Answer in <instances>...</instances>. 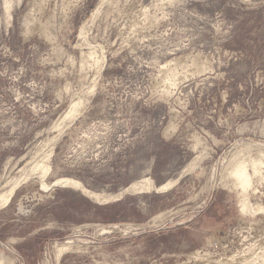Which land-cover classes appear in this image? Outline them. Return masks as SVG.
Listing matches in <instances>:
<instances>
[{
  "label": "rangeland",
  "instance_id": "obj_1",
  "mask_svg": "<svg viewBox=\"0 0 264 264\" xmlns=\"http://www.w3.org/2000/svg\"><path fill=\"white\" fill-rule=\"evenodd\" d=\"M262 151L264 0H0L11 264H264L227 178Z\"/></svg>",
  "mask_w": 264,
  "mask_h": 264
},
{
  "label": "bare ground",
  "instance_id": "obj_2",
  "mask_svg": "<svg viewBox=\"0 0 264 264\" xmlns=\"http://www.w3.org/2000/svg\"><path fill=\"white\" fill-rule=\"evenodd\" d=\"M170 70H171V68H170ZM171 81L173 82V79ZM77 111H78V108L76 106V107H74V110L69 113L68 117L74 116V114ZM244 154H245V152H244ZM244 154H242L240 152L237 156H235V158H233V160H231L229 167H228V170H227V178L229 179V182L231 183L230 185H232V187L238 191V195H239V199H240L239 203H240V208H241L242 212L249 213V214H255L258 212L263 213L264 207L262 205L251 204L249 199H250V193L254 192V190H255V188H254L255 187L254 186L255 180L258 178L261 180L264 179V152L262 151L257 157H252V156L249 157L248 156V158H246V156L244 158ZM37 169H39V167H37ZM40 169L43 171L42 174L44 175L46 172L49 171V166L45 165V166L40 167ZM58 182H59V184H65V185L73 186L72 188H78L81 191H83L86 194V196H88L89 198H95L96 200H98V196L96 194L86 190L82 186V184L77 182V181L63 179L60 181L58 180ZM58 182L57 183L55 182V183L58 184ZM148 182L150 183V181H148ZM226 184H229V183H226ZM171 185H172V183L169 182L165 185H162L161 187H156V186L152 185L151 183L148 186L150 188H154V190H156L157 192H162V191L166 190L168 187H170ZM16 186H17V184H16ZM142 186L144 187V185H142ZM15 188H17V187H15ZM15 188H13L11 190V192L9 191L10 193L6 194L7 196H3L1 198L0 204H2V206H5L9 203L11 196L14 194L13 192H14ZM135 189H137V188H136V186L133 185V187L130 190L135 191ZM140 189H142V188H140ZM69 248L66 246L60 247L58 250L57 258L60 259L61 256L67 250H69ZM11 263L9 262V260L7 258H5V256L3 254H0V264H11Z\"/></svg>",
  "mask_w": 264,
  "mask_h": 264
}]
</instances>
